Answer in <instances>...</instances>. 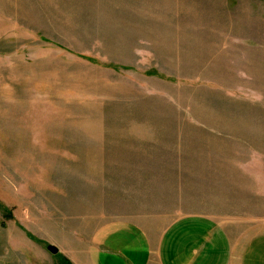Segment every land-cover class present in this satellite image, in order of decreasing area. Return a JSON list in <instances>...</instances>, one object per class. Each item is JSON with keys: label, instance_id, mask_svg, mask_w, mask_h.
I'll list each match as a JSON object with an SVG mask.
<instances>
[{"label": "rangeland", "instance_id": "374dc122", "mask_svg": "<svg viewBox=\"0 0 264 264\" xmlns=\"http://www.w3.org/2000/svg\"><path fill=\"white\" fill-rule=\"evenodd\" d=\"M195 217L264 235V0H0V264Z\"/></svg>", "mask_w": 264, "mask_h": 264}, {"label": "crops", "instance_id": "0c3cea01", "mask_svg": "<svg viewBox=\"0 0 264 264\" xmlns=\"http://www.w3.org/2000/svg\"><path fill=\"white\" fill-rule=\"evenodd\" d=\"M94 242L91 264H264L262 233L230 237L221 224L200 217L161 233L129 224L104 228Z\"/></svg>", "mask_w": 264, "mask_h": 264}, {"label": "trees", "instance_id": "16d2710c", "mask_svg": "<svg viewBox=\"0 0 264 264\" xmlns=\"http://www.w3.org/2000/svg\"><path fill=\"white\" fill-rule=\"evenodd\" d=\"M63 264H71V263H69V262H66V263H63Z\"/></svg>", "mask_w": 264, "mask_h": 264}]
</instances>
